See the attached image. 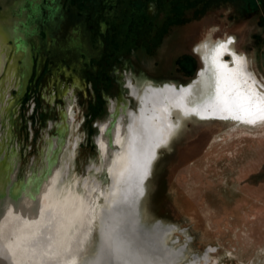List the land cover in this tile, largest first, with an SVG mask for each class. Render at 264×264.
I'll use <instances>...</instances> for the list:
<instances>
[{
    "label": "rangeland",
    "instance_id": "rangeland-1",
    "mask_svg": "<svg viewBox=\"0 0 264 264\" xmlns=\"http://www.w3.org/2000/svg\"><path fill=\"white\" fill-rule=\"evenodd\" d=\"M192 1L200 4L202 17H198L199 20L188 25H194L202 32L200 40L211 29V38L202 41L196 48L201 59L204 58L202 50L205 48L204 45L201 47L202 44L207 45L211 40L232 39V50L246 58L247 67L257 78V86L264 94V60L261 58L262 44L258 38L259 34L264 36V24H257L258 17L251 14L246 15V18L238 14L239 8L255 6L256 1ZM28 7L29 3L24 2L13 8L11 12L17 20V29L12 26L8 28L17 42H22L20 36L26 28L22 22L23 11L28 10ZM39 23L37 19H30L28 26L39 29ZM10 39L5 41L8 44L7 57L4 69L0 72V91L3 92L4 97L3 101H0L3 106V111L0 112V134L5 149L0 160L10 161L9 164L11 163L14 168H6L8 172L23 177L28 171L41 169L37 167L44 161L43 149L49 150L50 138L63 139L64 145L68 142L69 145L67 149L62 150L61 156L64 161L71 160L69 164L72 166L64 168L63 173L69 174L71 179L75 177L80 181L82 179L88 200V222L82 230L87 232V228L94 221L93 204L99 188L95 213L99 218L100 227H104L105 222L112 219L115 202L116 189L109 161L114 148H117V144L114 143L115 134L126 127L128 111L136 109L137 103L133 101L127 109H112L108 119L104 114L101 118H97L98 122L104 121L100 126L102 130L99 135H102L106 127L104 170L102 157L99 158L94 147L87 144L88 126L83 123L86 100L82 95L78 92L76 97L73 95L76 119L67 132L59 130L58 126L63 120L57 116L56 111L52 112L51 106L47 104L48 101H54L53 90L56 88V83L61 87V82L64 80L61 73L52 75L53 72L50 71L43 80L39 92L43 104L41 109L40 105L36 108L37 110L43 108L49 112L43 118L42 125L39 121L36 122L39 118L37 111L31 115L35 107V92L30 91L26 99L22 92L23 84L26 83V69L29 67L24 68V62L19 58L18 75L15 78L6 77L8 66L15 53ZM27 46L30 51V71L38 67L44 69L46 67L44 53L39 51L33 40ZM18 49L20 50V47ZM187 51H190L188 46L177 47L175 50L176 54ZM164 52L163 49L159 57L147 58L140 55V60H134L136 75H139L136 76L135 81L142 85L141 91L150 82L151 77L147 72H156L159 68L158 62L176 64L169 59L166 61ZM224 60L234 64L230 53H225ZM202 61L204 68L205 61L204 59ZM64 63L59 66H64ZM58 68L55 63L50 67L51 70ZM128 68L130 70L131 67ZM33 77L34 74L30 79L28 78L29 85L34 83ZM163 78L165 77L156 78V83L158 85L164 83ZM193 79L194 77L189 74L187 81L191 82ZM64 88L65 95L68 94L67 92H72L71 86L65 85ZM107 98L110 101H117L116 92L112 88ZM128 98L125 93L124 104L126 100H130ZM10 103L12 107L8 108ZM68 105L71 107L72 101ZM49 121L55 122V129L45 133L44 129L47 131L48 128L46 123ZM37 129H40V133L33 140V132ZM93 132L94 136L98 134L96 129L91 131ZM53 141L55 139H52ZM32 142L34 147L31 149ZM108 183L110 186L105 188ZM51 186L52 189L55 188V178ZM141 196L143 201L141 199L140 204L132 208L133 202ZM56 197L54 195V199ZM133 210L136 211L131 219L133 229L140 233H158L154 239L155 248H159L161 257L169 253L171 248L176 249L179 254L175 258V264H264V121L250 125L215 119H187L169 147H163L159 151L153 175L149 178L147 186L133 197L131 204L123 205L126 214L129 215ZM94 237L89 254L94 252L97 233Z\"/></svg>",
    "mask_w": 264,
    "mask_h": 264
},
{
    "label": "bare ground",
    "instance_id": "bare-ground-1",
    "mask_svg": "<svg viewBox=\"0 0 264 264\" xmlns=\"http://www.w3.org/2000/svg\"><path fill=\"white\" fill-rule=\"evenodd\" d=\"M10 38L13 33L4 21L0 29V72L7 57L5 41ZM231 41L220 39L202 44L207 65L187 85L177 87L166 83L148 85L142 91L131 90L137 108L129 109L126 127L117 130L114 138L117 148L109 160L116 189L112 219L100 227L95 213L99 188L93 216L99 221L100 242L88 262L84 263L81 258L88 239L81 240L88 235L82 230L88 222L87 195L82 179H71L69 174L63 173L64 168L72 166L71 160L64 161L61 156L69 143L64 145L60 138L52 142L50 138L49 150L37 167L41 169L28 171L23 177L8 172L6 168H14L10 161L0 160V264H175L179 252L171 248L161 257L154 243L158 233L135 231L131 222L135 210L128 215L123 211V205L131 204L133 197L147 186L159 150L169 147L187 119H215L250 125L264 121V94L257 86V78L250 73L246 58L232 50ZM16 46L7 78L18 75L19 58L24 62V68L28 66L26 70H31L28 46L23 42ZM225 53L232 55L234 64L224 60ZM68 107L60 125V130L66 132L72 124L71 107ZM104 128L102 135L97 137V146L105 170ZM54 178L55 188L52 189ZM54 195L57 196L55 199ZM141 199L142 196L137 198L131 207L138 206ZM3 242H6L5 250H2ZM109 245L114 249L111 258L105 256Z\"/></svg>",
    "mask_w": 264,
    "mask_h": 264
},
{
    "label": "flooded vegetation",
    "instance_id": "flooded-vegetation-1",
    "mask_svg": "<svg viewBox=\"0 0 264 264\" xmlns=\"http://www.w3.org/2000/svg\"><path fill=\"white\" fill-rule=\"evenodd\" d=\"M255 1V6L239 8L238 14L242 18H246L248 14L256 16L257 24L263 25L264 0ZM24 2H28L29 7L23 11L22 22L26 28L20 39L26 45L33 40L39 51L44 53L46 62L44 69L38 67L25 74L26 83L22 89L24 98L28 97L30 91L35 92V107L31 115L37 111L39 118L36 116V122L39 121L42 125L43 118L49 111L43 108L40 110L43 104L42 96L39 95L41 85L50 71L53 72L52 75L61 73L64 76L61 87L56 83L53 90L54 101H48L47 104L51 106L50 110L56 111L57 116L63 120L68 104L72 101L74 123L76 117L73 95L76 97V92L82 95L86 100L83 123L88 126L87 144L94 147L99 158L101 154L97 137L104 121L98 122L97 118L104 114L108 119L112 109L129 108L133 101L137 102L131 90L142 89V85L135 81L139 75H136L134 60H140V55L147 58L159 57L164 49L165 60L175 61L176 64L158 62L159 68L156 72H147L151 78L145 87L158 86L155 79L162 76L165 77V82L159 85L169 83L181 87L190 83L187 81L189 74L194 79L199 75L203 61L196 48L202 41L211 38V29L200 40L202 32L194 25H188L202 17L200 4L192 0H22L20 4ZM30 19L40 21L39 29L28 26ZM258 38L261 40V58L264 60V36L259 34ZM185 46H188L190 51L176 54L177 47ZM60 62H65V65L59 66ZM54 63L59 68L51 70L50 67ZM128 67H131L130 70ZM33 74L34 83L29 85L28 78ZM56 81L58 82V79ZM65 85L72 88V92H67V95L62 92ZM111 88L116 92L117 101L107 98ZM125 93L130 100H126L124 104ZM37 105H40L39 110ZM46 125L48 128L47 131L44 129L45 133L55 129L54 121H49ZM95 129L98 131L96 136L94 132L91 133ZM38 133L40 129L33 132V140ZM33 147L32 142L30 148Z\"/></svg>",
    "mask_w": 264,
    "mask_h": 264
},
{
    "label": "water",
    "instance_id": "water-1",
    "mask_svg": "<svg viewBox=\"0 0 264 264\" xmlns=\"http://www.w3.org/2000/svg\"><path fill=\"white\" fill-rule=\"evenodd\" d=\"M21 1L22 0H0V29H1V25L4 21H5V24L7 26H9V27L12 26L15 29H17V25H16L17 20L11 15V12H12L13 8L17 7L20 4ZM10 41H12V43H13L12 49L13 48L15 49L17 47L16 45H18L17 39L15 40V39L11 38ZM3 152L5 153L4 146H3ZM108 185H109V183L107 185H105V188H107ZM100 201H101V199L99 200V202ZM98 225H99V221L95 218L92 225H90V227L87 228L86 233H88L89 236L85 235V237H82V239H81L83 242L88 237L86 244H85V247L82 250V257L81 258H82V261H84V263L88 262L89 259L92 257V255L95 254L96 250H98L99 242H100L99 241L100 237H99ZM95 233H97V240L95 242V249H94V252L92 254L91 253L89 254V248L93 244L92 242H93V239L95 238L94 237ZM0 242L2 243V241H0ZM1 246H2V250H5L6 242H3V244ZM10 264H12V263H10ZM13 264H14V262H13Z\"/></svg>",
    "mask_w": 264,
    "mask_h": 264
},
{
    "label": "snow or ice",
    "instance_id": "snow-or-ice-1",
    "mask_svg": "<svg viewBox=\"0 0 264 264\" xmlns=\"http://www.w3.org/2000/svg\"><path fill=\"white\" fill-rule=\"evenodd\" d=\"M202 59H205V64L207 65V59L206 58H202ZM200 75L202 76L203 75V72L200 73ZM187 91V90H185ZM3 92L0 91V101H3ZM12 107V104H8V108H11ZM3 111V106L2 104H0V112ZM201 118H204V117H201ZM233 118H236V117H233ZM47 148L44 149V152H45V155L47 154ZM3 155V138H2V134H0V156ZM46 170V169H45ZM113 251L114 249L112 248L111 245L107 246L106 248V251H105V256L108 257V258H111L112 257V254H113Z\"/></svg>",
    "mask_w": 264,
    "mask_h": 264
}]
</instances>
